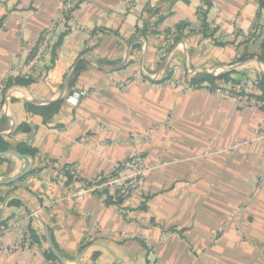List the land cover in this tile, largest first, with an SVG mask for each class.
Listing matches in <instances>:
<instances>
[{
    "label": "crops",
    "instance_id": "1",
    "mask_svg": "<svg viewBox=\"0 0 264 264\" xmlns=\"http://www.w3.org/2000/svg\"><path fill=\"white\" fill-rule=\"evenodd\" d=\"M262 1L88 0L74 12L83 29L61 24L56 48L31 68L64 0H0V227L28 219L11 228L7 246L25 230L36 235L29 250L0 247V264H264V180L250 199L264 174V140L233 148L253 136L264 108L166 81L177 69L189 84L227 75L216 84L246 79L250 90L264 74V45L235 33L252 30ZM199 12L229 38L184 31ZM74 89L89 91L76 107L65 101ZM59 101L46 121L28 107ZM133 132L148 139L137 145ZM21 144L34 156H17ZM137 149L151 170L129 198L71 196Z\"/></svg>",
    "mask_w": 264,
    "mask_h": 264
},
{
    "label": "built area",
    "instance_id": "2",
    "mask_svg": "<svg viewBox=\"0 0 264 264\" xmlns=\"http://www.w3.org/2000/svg\"><path fill=\"white\" fill-rule=\"evenodd\" d=\"M88 0H64V10L61 18L52 23V25L47 28L42 35L41 41L37 47V51L34 56L29 61V66L31 68L40 65L43 60L48 55L51 50L54 39L56 37V29L59 25L66 23V21L71 22V24L77 29L82 30L83 27L78 23L76 17L74 15L75 10L80 4L87 3ZM154 7V5H151ZM204 16L202 13H198V21L195 24H183L181 28L184 31H197L204 29L209 36L215 38L216 41H225L226 38H229L230 35H226L224 33H220L216 31V26L214 23H208L207 27L204 28ZM68 19V20H67ZM263 19L262 16H258L257 23L254 25L252 30L248 33H240L236 32L235 35H239L243 40L247 41H257L261 40V31H262ZM138 27L140 29L144 28V23L141 21L138 23ZM176 32V31H175ZM172 41V40H171ZM168 83L173 82L176 84H180L184 87H188L193 90H203L206 92H211L214 95L222 97L231 105L236 108L246 109V108H262L264 107V100H259L256 98L254 94V89L247 88L246 79H239L238 83L235 85H229L224 88L218 87L215 89H211L209 87L194 85L186 83L181 80L177 69H174L173 74L169 79H167ZM89 96V91L87 89H74L68 95H66V103L72 107L78 106L84 99ZM169 124V122H166ZM161 126L160 124L153 125L151 130L158 129ZM131 138L135 141L137 145L143 143L146 139H148V135L140 134V133H131ZM264 140V119L254 128L253 136L250 139L243 140L238 143L235 147L242 145H249L254 142H259ZM232 148V149H233ZM231 149V150H232ZM64 172L69 173L70 175H75L77 172L75 168L71 166H65L63 168ZM151 170V167L148 165V159L144 155V153L140 150H135L133 154L126 160L120 162H114L111 168V174L106 178H95L91 181H88L87 184L72 194L71 196L77 197L79 199L83 198L86 193L89 192H103L105 195L110 194L114 200L122 201L129 198L133 192L142 188L146 177ZM264 180V174L259 177V181L257 186L255 187L250 199H254L261 188V183ZM247 204H243L238 206L235 210L231 212L228 217V220L224 222V224L216 231L213 239H217L221 232L228 227L229 222L232 219H236L242 213L247 212ZM36 213H32L30 216H34ZM28 223V219H22L16 221L11 226L0 227V247L4 248L6 252L13 253L16 251L23 252L25 250H29L32 248L34 239L30 230H25L22 235V239L19 243L15 245L7 246L4 242L5 237L11 231V228L18 227L20 225H26Z\"/></svg>",
    "mask_w": 264,
    "mask_h": 264
},
{
    "label": "trees",
    "instance_id": "3",
    "mask_svg": "<svg viewBox=\"0 0 264 264\" xmlns=\"http://www.w3.org/2000/svg\"><path fill=\"white\" fill-rule=\"evenodd\" d=\"M261 3H262V5L260 6L258 16H260V17L262 16V19H263L261 37H262V42H263V45H264V0ZM69 23H70L69 21H66V23H64L66 28H68V24ZM59 26L56 29V31H57L56 34H58ZM206 27H207V23L204 21V28H206ZM42 35H41V38H42ZM41 38H40V41H41ZM39 42H38V45H39ZM220 42H224V41H220ZM57 44H55V42H54V44L52 46L53 50L56 48ZM38 45L32 51V53L30 55V59L36 53ZM222 78L227 79L228 76L227 75H222V76L215 77L214 75H207L206 77H201V78L194 79L192 81V84L209 87L211 89H215V88H218V87L224 88L223 85L216 84L217 79H222ZM230 80L232 81V83L230 84L231 86L238 83V80H235V79H230ZM12 82L13 81L11 79H7V81H6L7 86L9 84H11ZM24 82H25L24 80H20L19 79V83L23 84ZM250 82L252 84L251 88L255 90L253 95L256 98H258L259 100H264V74L262 76H260V77H257L256 79L250 81ZM60 106H61V101L52 103V104H50L48 106H38V105H35V104H32V103L28 104L29 109L31 111L37 113V114L42 115L44 117L45 121L48 120L55 112H57L59 110ZM262 108H264V107H262ZM0 150L2 151L3 149L0 147ZM18 151L20 153H22V154H28V155H31V156H34V154H35V151L33 149H31L30 147H28L27 145H25V144L19 145L18 146ZM112 200L114 202H117L113 198H112ZM119 202H121V201H119ZM30 231H31V233L33 235V239L36 238V235L34 234L33 230L30 229Z\"/></svg>",
    "mask_w": 264,
    "mask_h": 264
},
{
    "label": "water",
    "instance_id": "4",
    "mask_svg": "<svg viewBox=\"0 0 264 264\" xmlns=\"http://www.w3.org/2000/svg\"><path fill=\"white\" fill-rule=\"evenodd\" d=\"M17 156H20V157H23V156H25V155H23V154H20V153H16V152H14ZM0 154H2L1 152H0Z\"/></svg>",
    "mask_w": 264,
    "mask_h": 264
}]
</instances>
